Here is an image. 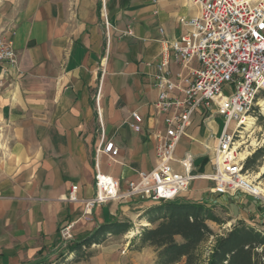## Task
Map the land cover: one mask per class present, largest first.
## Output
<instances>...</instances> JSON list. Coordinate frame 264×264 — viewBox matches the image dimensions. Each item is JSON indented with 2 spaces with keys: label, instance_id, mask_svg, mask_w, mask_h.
<instances>
[{
  "label": "crops",
  "instance_id": "obj_1",
  "mask_svg": "<svg viewBox=\"0 0 264 264\" xmlns=\"http://www.w3.org/2000/svg\"><path fill=\"white\" fill-rule=\"evenodd\" d=\"M197 14L189 0H25L11 16L0 13V39L12 42L18 59L9 72L0 68V264H32L52 253L70 221L80 219L75 240L114 220L132 225L126 235L93 247H133L128 234L154 227L162 203L136 198L98 206L90 219L81 216L84 201L96 194L102 139L119 155H103L100 170L124 189L157 166L164 129L155 107L158 65L168 43L185 31L179 19ZM103 17L113 27L109 43ZM171 67L178 70L174 62ZM214 110L198 111L177 146L173 168L184 173L179 161L189 153L197 178L176 202L229 208L236 199L247 210L233 221L264 231V204L243 193L215 195L214 183L198 177L215 169L223 129L213 126L220 116ZM133 112L144 119L140 133L130 126ZM73 185L76 203L67 201Z\"/></svg>",
  "mask_w": 264,
  "mask_h": 264
},
{
  "label": "built area",
  "instance_id": "obj_2",
  "mask_svg": "<svg viewBox=\"0 0 264 264\" xmlns=\"http://www.w3.org/2000/svg\"><path fill=\"white\" fill-rule=\"evenodd\" d=\"M189 1L198 8V14L179 19L185 31L168 43L154 84L158 91L155 107L163 116L164 126L157 136V166L152 171L139 173L138 179L124 189L119 180L100 170L103 155L112 160L119 155L113 142L104 143L102 139L95 156L96 194L84 201L81 219H90L96 207L112 201L135 198L157 203L177 201L197 178L192 174L194 158L189 153L179 161L184 173L173 168L177 146L187 136L198 111L212 107L224 118L225 125L217 139L214 173L198 177L214 183L215 195L243 193L264 204V194L254 191L247 182L243 161L238 159L235 150V137L244 129L246 119L254 112L256 101L264 91V0ZM103 18L109 43L113 27L107 17ZM125 34L132 36L133 32L129 30ZM172 62L178 66L177 71L172 69ZM17 65L12 42L1 38L0 68L7 73ZM98 98L99 95L97 102ZM131 118V128L140 133L143 117L133 112ZM234 122L235 127L230 131ZM78 189L77 185L72 186L67 201L79 202ZM78 221H70L61 228L57 247H70Z\"/></svg>",
  "mask_w": 264,
  "mask_h": 264
},
{
  "label": "trees",
  "instance_id": "obj_3",
  "mask_svg": "<svg viewBox=\"0 0 264 264\" xmlns=\"http://www.w3.org/2000/svg\"><path fill=\"white\" fill-rule=\"evenodd\" d=\"M264 156L258 150L244 166ZM159 215L151 220L153 228L144 229L134 240L140 241V249L151 247L156 253L155 264H264V233L240 222L225 236L219 237L214 247L203 251V244L215 236L209 221L221 224L213 209L197 203H162ZM132 229L130 223L116 220L99 225L83 239L74 240L70 247H56L32 264H79L93 257L90 249L104 243L109 237L126 235ZM73 255L71 261L67 256ZM56 256L55 262L50 258Z\"/></svg>",
  "mask_w": 264,
  "mask_h": 264
},
{
  "label": "rangeland",
  "instance_id": "obj_4",
  "mask_svg": "<svg viewBox=\"0 0 264 264\" xmlns=\"http://www.w3.org/2000/svg\"><path fill=\"white\" fill-rule=\"evenodd\" d=\"M24 2L25 0H0V13L11 16L23 6ZM248 118L253 119V123L250 126L246 124L244 129L241 130V133L236 135L235 148L237 149L238 159L241 160V155L246 154V159L242 160L243 174L246 180H251L252 184L264 190V156L252 164L249 169H244L247 161L252 158L258 150L264 149V91L260 93L254 107V112L251 113ZM224 125V118L222 116H217L213 125L215 130L221 132ZM234 127L235 122L230 126V131H232ZM247 198H249V196H247ZM230 204H232V206H229V208L221 204L208 207L213 209L214 214L221 219L222 223L208 222L215 236L211 237L207 243L201 246L203 247V251H208L209 248L214 247L219 237L225 236L235 225L243 222L239 219L235 222L233 218H239V216L247 210L245 206L238 204V200L236 199ZM246 225L248 224L246 223ZM128 236L132 237L131 245L133 247H92L90 252L93 253V257L82 264H155L156 253L154 249L151 247L140 249V241L134 240L137 235L128 234ZM122 239L123 238L119 237L117 241H120L122 244ZM73 257V255H68L67 261H71ZM56 259L57 257L55 256L52 257L51 260L55 262Z\"/></svg>",
  "mask_w": 264,
  "mask_h": 264
},
{
  "label": "bare ground",
  "instance_id": "obj_5",
  "mask_svg": "<svg viewBox=\"0 0 264 264\" xmlns=\"http://www.w3.org/2000/svg\"><path fill=\"white\" fill-rule=\"evenodd\" d=\"M252 121H253V119L247 118L246 119V124L250 126L253 123ZM235 150L237 151L236 148H235ZM245 159H246V154L245 155H241V160H245ZM247 182L249 183V185H251V188L254 191H256L258 193H264V190L262 188L258 187V186H255L254 184H252V181L251 180H247Z\"/></svg>",
  "mask_w": 264,
  "mask_h": 264
}]
</instances>
